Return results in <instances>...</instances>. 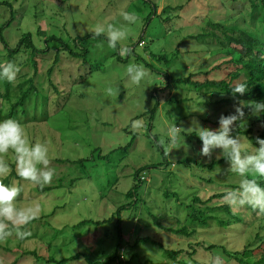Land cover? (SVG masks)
I'll list each match as a JSON object with an SVG mask.
<instances>
[{"label": "rangeland", "instance_id": "obj_1", "mask_svg": "<svg viewBox=\"0 0 264 264\" xmlns=\"http://www.w3.org/2000/svg\"><path fill=\"white\" fill-rule=\"evenodd\" d=\"M226 6L232 9L224 11ZM234 6L237 15H233ZM125 10L139 17V21L130 26V39L121 44L133 46L134 53L131 56L122 58L118 49L107 47L105 37L92 35L83 40L81 47H86L88 54H82L79 62L70 58L66 51L59 50L56 65L50 73L47 72L58 50L55 42H45L44 36L56 34L74 40L76 36L92 34L97 24H123L120 12ZM249 10L248 0H0V26L12 21L2 31L10 48L28 31L37 48L49 47L46 54L35 56L39 62L35 76L39 95L29 96V109H26L25 116L20 115V120L28 118L22 125L31 142L33 140L48 145L52 157L51 167L55 170L54 180L48 185L51 188L44 193L32 183V186L22 183L25 194L32 197L18 200L19 205L39 204L43 219L31 223L25 229L28 234L23 239L13 233L0 242V257L7 252V259L11 261L16 252L22 256L23 253L35 251L45 258L51 255L60 259L78 252L85 254L93 262L106 261L114 254L117 241L120 238L126 241V236L130 234L149 236L155 242L138 244L135 251L139 256L126 264H151L152 260L155 264H170L163 257L164 249H188L187 243L192 240L153 228V225L141 220H145L144 217L149 212H159L162 217L168 215V218L183 217L185 209L182 205H177L173 198L165 200L161 195V191L167 187L180 194L183 205L197 189L198 195L203 199L216 192L230 191V188L225 189L204 181L203 178L206 177L207 181V175L213 171H200L201 168L193 170L199 176L205 175L202 176V183L200 179L192 178L183 164L175 163L177 155L178 159L185 153L193 158L195 154L200 156L202 145L193 140L190 149L183 150L185 153L176 151L177 148L169 150L175 146L169 144L163 131L169 125L181 127L178 143L185 140L189 145L188 131L198 130V124L210 128L207 123L199 121L198 117L189 116L191 113L195 114L189 111L190 106L202 101L204 105L212 104L214 98L199 96L190 85H184L182 89L179 87L170 96L176 99L181 96L187 99V103L161 104L151 132L149 115L145 111L154 104V99L162 101L164 96H168L166 92H162V95L154 93L155 88H160L165 83L159 73L161 69L174 77L183 78L193 70L206 68L204 64L214 54L215 47L207 42V38L198 34L206 30L208 19L220 20L226 27L231 26L247 35L261 36L264 32V25L260 22L262 15L255 14V19L250 22L248 15L245 18L242 16V13ZM39 28L41 31L37 33ZM187 35L194 37L189 39L186 38ZM140 41L142 42L138 45ZM2 48L0 42V54ZM20 55L21 58H15L17 62H22L29 56L24 52ZM158 55H166V60L158 61ZM133 63L142 65L148 73L139 85L133 84L127 77V67ZM28 66L23 71H32ZM227 67L209 77L220 78V72L230 70ZM89 70L90 75L86 72ZM81 76L87 77V80L79 82ZM12 85L14 92V83ZM61 89L64 90L63 93ZM0 90H4L2 84ZM56 90L62 94H56ZM33 99L38 101L34 100L36 103H33ZM2 106L4 103L0 101V107ZM205 107L207 110L213 108L212 105ZM52 108L55 109L54 112H50ZM227 109L230 113L235 111L234 105L222 106L216 116ZM207 112L208 115L213 114L212 111ZM33 115H42L40 120H43V126H38L34 121L29 122V117L32 118ZM38 123L42 124L40 121ZM133 125L137 127L134 128ZM134 135L131 146L125 148ZM243 141L246 145L249 144L245 139ZM162 151L167 156L168 165L151 167V164L164 163ZM219 152L220 149H217L212 158L222 155ZM3 158L9 166L15 163L12 152ZM77 159L86 161L80 165L73 163ZM204 160L210 159L205 157ZM172 161L176 166L171 168ZM146 165V180L138 187L135 196L127 195L126 192L133 187L134 170ZM196 174L195 177L198 178ZM17 181L14 182L16 186ZM135 198L137 205L133 204L131 210L124 209L121 213L123 237L116 227V215L109 222L95 223L109 218L119 206L134 201ZM213 202L225 203L223 198ZM232 211L243 216V223L247 227H241L240 224L228 225L226 229L211 227L201 231L198 239L225 244L229 250H241L245 244L253 242L250 247L252 252L243 259L251 262L261 260L260 263L264 264V241L253 238L259 224L257 213L252 214L247 206ZM135 238L131 237L129 243L135 241ZM48 242L52 243L50 247L47 246ZM131 253L132 249L127 247L125 256L129 258ZM196 254L193 258L198 264H209V260L215 264L217 258L221 264H238L234 259H228L221 250L212 256V253L201 250ZM32 256H22L18 264H54L37 261ZM183 259L194 264L186 255ZM88 260L81 257L63 264H88ZM111 264H117V261H112Z\"/></svg>", "mask_w": 264, "mask_h": 264}, {"label": "trees", "instance_id": "obj_2", "mask_svg": "<svg viewBox=\"0 0 264 264\" xmlns=\"http://www.w3.org/2000/svg\"><path fill=\"white\" fill-rule=\"evenodd\" d=\"M235 1V0H232ZM249 1V11L246 13H242L243 18H245L247 15L250 17L248 18V21H253L255 19V14H261V24L264 25V0H248ZM232 9L230 6H226L224 11ZM235 9V12L233 15H237V10L235 6L233 7ZM239 13V12H238ZM13 18V13L11 15ZM223 19V18H222ZM12 21H7L6 23L2 24L0 26V42L3 45L2 53L0 54V63H7L9 61L16 63L21 71L19 72L17 78L14 83V92L12 89V83H8L7 81L0 82L2 84L4 90H0V101L4 103V106L0 107V119H7V118H14L18 120L21 124L26 121L20 120L21 116H25L28 106V99L29 96H38V89L37 84L35 81V76L38 73V60L36 59V55L38 54H46L47 49L49 48L48 45L45 48H37L32 40V35L28 31L26 33H23L21 38L19 39V42L13 47L10 48L8 46L7 41L5 40L3 36V27L5 25H9ZM206 30L198 34L203 35V38H207V42H211V45L215 47V52L212 54L207 61L204 64L205 69H199L198 71H191L189 74L185 77H174L169 74L167 71H163L161 69L160 75L164 78V85L160 88H155L154 93L158 94L162 92H166L168 96H164L162 101H159L157 98L154 99V104L147 110L145 113H148L149 121V130L151 132L153 128V120L156 117L157 111L159 109V106L165 102L166 104H171L174 102H177L178 104H184L187 103V99L177 96L178 99L170 96V94L176 90L178 91L179 87L182 89L184 85H190L193 90H195V93L199 96H210L214 98V101L212 104L213 108L207 111H212L213 114L208 115V112H203V114H189V116L198 117L199 121H203L207 123L211 129H216L219 127L218 119L221 114L223 115H229L232 114L229 112V110L222 111L218 116V111L221 109L222 106H229L230 104L233 106L235 101L233 99V96L231 95V90L229 89L231 86H233L236 83H246L248 86L249 91L246 92L242 97L237 94V98L239 100L243 101H261L264 100V32L261 36L253 35V34H245L241 32L238 29H235L233 27H226L223 22L220 20H213L208 19L206 21ZM41 30L40 28L37 30V33H39ZM92 36V34H87L83 37L76 36L74 40H71L69 38H63L61 36H58L56 34H50L47 36H44L45 42L48 41H54L57 47L54 60L52 62L51 67L48 69L47 72H51L53 67L56 65L58 58H59V50H63L67 52V55L74 59L77 62H79L82 54L86 53L88 54V49L83 46V40L84 38H88ZM197 36V37H198ZM102 37V36H100ZM193 35H187L186 38H193ZM140 41L139 43H141ZM138 43V45H139ZM134 53L133 46L131 47ZM27 53L29 56L27 59H24L22 62H17L15 58H21V53ZM65 52V53H66ZM158 61H164L166 60V55H158ZM72 60V61H74ZM83 60V59H82ZM84 63V61H83ZM28 67L32 70L23 71L24 67ZM225 66H228L230 70L227 72H220V78L215 79L209 77L212 75V73L221 71L225 69ZM227 67V68H228ZM90 68V67H89ZM228 68V69H229ZM32 72V73H31ZM87 74H91V70L86 71ZM85 72V74H86ZM31 73V74H30ZM203 77V78H202ZM209 77V78H208ZM80 81L87 80V77L81 76ZM61 92L63 93L64 90L61 89ZM60 91L56 90V94H62ZM178 95L181 93H177ZM181 97V98H179ZM168 98V99H167ZM162 99V98H160ZM38 101L36 99H33V103H36L35 101ZM162 102V103H161ZM45 103V102H44ZM33 105L30 107L32 108ZM54 108V106H53ZM51 109L50 112H54L55 109ZM27 109V110H26ZM247 120L246 125L244 121H241V123L238 121L235 132L233 135H238L242 139H245L249 144L252 143L253 150L255 147H258L257 143V137L264 139V114H262L259 118L256 116L250 115V110L248 108L244 109ZM144 112L142 114H145ZM141 114V115H142ZM21 115V116H20ZM48 114H46L47 116ZM29 116V115H28ZM140 116V115H139ZM187 116V115H185ZM42 115L35 116L33 115L32 118L29 117V122H33L37 124L38 126H43L44 122L43 120H40ZM35 119H37L35 121ZM196 119V118H195ZM38 121H40L42 124H39ZM240 123V125H239ZM49 129V128H48ZM150 134V133H149ZM188 143L190 149V144L193 142V140L196 141V144L202 145V141L199 137V135L196 133V131H191L188 133ZM186 136L187 134H183ZM133 139L129 142L125 148H129L131 144L133 143V140L135 139V135L132 137ZM32 139V138H31ZM156 139V138H155ZM186 139V138H185ZM33 142V140H32ZM181 148V147H180ZM177 148V150L174 148L172 150L180 151L182 153L183 150H185V147L183 146L181 149ZM180 149V150H179ZM96 151V150H94ZM100 156V153L99 155ZM175 156L177 164H183L185 166L186 171L189 173V175L192 178H195L199 180L200 182L204 183L202 180L205 175L199 176V174H196L193 172L194 169H207L208 171H213L212 174H208V179L206 181V177L203 178L205 182L208 183H214L218 186H222L226 188H230V191L236 190L239 187V184L241 182V177L231 171H228L229 168V162L224 157L219 158H211L209 161H205V157L202 158L198 154H195V157L187 156V153L180 156ZM178 159V160H177ZM162 160L164 163H157V164H151V167L160 168L163 164L168 165L169 161L167 160V156L165 155V152L162 151ZM85 159H77L73 163H78L79 165L82 164ZM174 161H172L171 168L175 167L176 164ZM162 164V165H161ZM15 163L10 164L11 172L7 177H0V179L3 180L4 183L14 185V182L21 187V195L18 198V200H21L23 198H30L32 196L25 194L23 189V182L27 183L26 185H31L28 181H21V179L16 175V172L14 170ZM148 165L144 167H139L134 170L132 174V178L134 180L133 187L131 190H128L126 192L127 195H134L137 194L138 187L146 180V177L144 176L145 168H147ZM189 170V171H188ZM195 174L198 178L195 177ZM203 176V177H202ZM251 178V177H250ZM259 179V178H258ZM260 183L262 186H264V180H260ZM21 184V186H20ZM32 186V185H31ZM38 190L42 193L49 191L51 187L48 185L41 188L37 185H35ZM198 190V189H197ZM197 190L192 192V194L188 197V200L183 205V201L180 194L172 189L170 187L165 188V190L161 191L162 196L165 198V200L168 199H175L176 204L182 205V207L185 209V213L183 217L174 216L172 218L162 217L159 212L157 213H150L149 215H146L144 217L145 220H141L142 222H146L147 224L153 225L152 227H157L162 230H164L166 233H171L173 235H177L176 237H183L186 239H190L192 241L187 243L188 249H176V250H165V253L163 257L168 260V263L170 264H189L185 259H183V256L186 255L189 260H191L192 263L198 264L194 261V258L198 251H208L211 256L214 254L216 255L219 250L223 252V254L228 259H234L237 261L238 264H261V260H258L256 262H251L250 260H244L243 258L248 256L250 252H252V243L248 242L249 244H245V246L242 247L241 250H229L225 244H218V243H210L205 242L203 239H198V236L200 235L201 231H204L211 227H218L226 229L228 228V225H239L247 227L243 223V216L235 213L232 211V208L228 206V204L222 203V204H216L217 202H213V200L222 199L228 191H222V192H216L209 196L206 199H203L200 195H198ZM137 205V199L135 198L134 201H130L127 204L119 206L116 211L107 219L104 220H97L95 223H106L111 221V219L114 218V215L117 216V222L116 227L118 228V233H121V228L123 224V219L121 216V213L124 209H130L132 205ZM251 211V213H257L258 215V226H256V232L253 235L254 239L259 240L260 242L264 241V233H262V230L264 229V214L258 213L257 211L253 210L252 208L248 207ZM160 215L163 219L161 220ZM167 218V219H166ZM43 219L42 216H39L38 219L34 220L33 222L39 221ZM143 219V218H142ZM164 221V222H163ZM32 222V223H33ZM31 224V223H30ZM29 224V225H30ZM27 225L26 228L29 226ZM244 231L242 236L244 237ZM123 237V234H122ZM133 237L135 238V241L129 243V239ZM195 240V241H194ZM203 241V242H202ZM147 242H155L153 239H151L149 236H142V235H134L130 234L126 236V241H124L120 238V240L117 241L115 245V251L114 254L108 258L106 261H91L88 260L87 256L83 253H74L71 254L68 257H62L60 259H57L53 256H40L33 252H26L23 253L22 256H32L37 261H42L44 263H54V264H63L65 262L69 261H75L79 258H83L88 260V264H111L112 261H117V264H126L127 262H132L134 258L138 257L139 254L135 250L138 248V244H145ZM207 243V244H206ZM52 243L48 242L47 246H51ZM127 247L132 249V253L129 258L125 256V251L127 250ZM8 251V250H5ZM6 255H3L0 257V264H18L19 260H22V256H19L16 253L13 255L12 260H8L7 252H5ZM264 255V252L262 253ZM86 257V258H85ZM41 258V259H40ZM193 258V259H192ZM210 259V258H209ZM263 260V259H262ZM150 261V260H149ZM151 264H155L152 261H150ZM209 264H214L212 260H209ZM25 264V262H23ZM199 264H205V263H199Z\"/></svg>", "mask_w": 264, "mask_h": 264}, {"label": "clouds", "instance_id": "obj_3", "mask_svg": "<svg viewBox=\"0 0 264 264\" xmlns=\"http://www.w3.org/2000/svg\"><path fill=\"white\" fill-rule=\"evenodd\" d=\"M120 17L123 24L116 22L97 24L92 35L105 37L107 47L118 49L119 55L123 58L133 54L130 46H121V44L130 39V26L135 25L139 17L126 10L120 12ZM20 71V67L14 62L0 63V82L12 83ZM126 71L128 79L136 85L141 84L148 75L142 65L135 63L130 64ZM229 89L235 101V111L229 115L221 114L218 119L219 127L216 129L198 124V130L191 129L188 132L194 130L199 135L202 141L199 150L201 157L211 159L213 153L220 149L219 153L222 154L220 156L229 162L228 171L242 178L238 189L225 193L223 199L228 206L232 209L247 206L264 214V186L260 183V180H264V139L257 137L259 146L253 150L252 143L246 145L240 136L233 135L238 127V121L240 123L244 121L246 125L245 108L257 118L264 114V100L247 102L239 100L237 94L242 97L249 91L246 83H236ZM189 111L203 113L207 109L202 101L191 105ZM133 127L137 126L133 125ZM180 129L181 127L175 124L163 129L169 144L175 146L169 150L181 145L186 150L189 148L185 140L178 143ZM9 152L15 156V172L21 180L41 188L53 182L55 170L51 167L52 157L48 145L43 142H31L23 125L14 118L0 119V177H7L11 172L9 163L3 158ZM21 191V187L6 184L0 179V242L13 233L23 239L28 234L25 231L26 226L38 219L42 212L39 204L19 205L18 198ZM215 264H221L219 258L216 259Z\"/></svg>", "mask_w": 264, "mask_h": 264}]
</instances>
